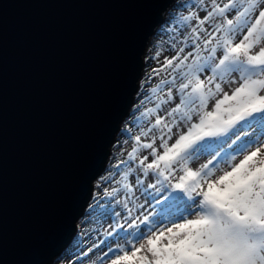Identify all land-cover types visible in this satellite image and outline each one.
Returning a JSON list of instances; mask_svg holds the SVG:
<instances>
[{
    "label": "water",
    "instance_id": "water-1",
    "mask_svg": "<svg viewBox=\"0 0 264 264\" xmlns=\"http://www.w3.org/2000/svg\"><path fill=\"white\" fill-rule=\"evenodd\" d=\"M175 0H0V264L72 244Z\"/></svg>",
    "mask_w": 264,
    "mask_h": 264
},
{
    "label": "snow or ice",
    "instance_id": "snow-or-ice-1",
    "mask_svg": "<svg viewBox=\"0 0 264 264\" xmlns=\"http://www.w3.org/2000/svg\"><path fill=\"white\" fill-rule=\"evenodd\" d=\"M198 11L183 16L191 28L150 74L163 86L152 93L167 88L160 103L178 102L140 134L125 129L134 148L101 178L111 183L124 165L154 177L144 188L153 192L150 213L133 204L127 182L124 199L118 189L105 192L136 231L109 245L101 264H264V0H206ZM201 157L206 162L194 170ZM173 208L176 219L169 218Z\"/></svg>",
    "mask_w": 264,
    "mask_h": 264
},
{
    "label": "rangeland",
    "instance_id": "rangeland-1",
    "mask_svg": "<svg viewBox=\"0 0 264 264\" xmlns=\"http://www.w3.org/2000/svg\"><path fill=\"white\" fill-rule=\"evenodd\" d=\"M205 2L206 0H175L173 8L166 16V23L153 37L144 57L145 69L139 84L138 94L135 97L131 114L123 123L121 132L117 136L107 169L95 182L91 203L84 217L78 223L77 233L72 244L52 264H101L100 257L109 245L116 247L117 241H119L120 245H123L126 235L128 239H131L130 234L136 230L128 227V221L124 219L126 213L123 207L117 202V198L106 196V191H112L114 188L118 189V198L124 199L127 196L124 184L127 182L135 192L134 197H132L133 204H143L144 207L140 210L142 213L152 212L154 203L153 192L151 189L147 192L144 191L145 186L154 181V177L151 174L144 177L138 171H129L128 166L124 165L121 167L119 175L111 183H105L101 178L107 177L109 173H115L116 169L114 166L117 161L128 160V155L134 148L135 141L129 138L125 129L131 128L133 136L140 134L138 129L151 127V124L154 123L155 115H164L166 109L175 106V103L178 102L177 98L172 103L161 104L160 101L166 99L167 88L164 87L163 92L158 90L156 93H152V88L159 89V87L163 86L160 85L159 76H151L150 74L153 68L161 67L163 61L174 54L172 51L175 46L173 41L175 40L179 43L178 37L186 29L191 28L193 22H185L183 16L193 11H198L200 4ZM198 15L202 18L205 13L198 11ZM232 15V13H229L230 17ZM236 39L239 40L241 37L237 36ZM173 96H176L175 91ZM141 101H143L142 104ZM157 105H159V111L154 114L150 109H156ZM142 142H148L147 138H143ZM140 154L146 155L147 150H143ZM239 159H242V157H238ZM205 162L206 158L201 157L200 160L191 162V166L195 170L201 163ZM130 163L132 168L135 169L136 161H130ZM126 173L128 175L127 181L124 180ZM137 176L144 181L143 185L136 184ZM117 181L119 182L117 183ZM156 209L159 210V205H156ZM136 214L138 215L139 213ZM153 218L156 217L154 216ZM121 224L124 226L123 228L119 227ZM139 230L144 231L143 224H140ZM110 232L112 233L111 236L109 235ZM134 260L135 258H133Z\"/></svg>",
    "mask_w": 264,
    "mask_h": 264
},
{
    "label": "bare ground",
    "instance_id": "bare-ground-1",
    "mask_svg": "<svg viewBox=\"0 0 264 264\" xmlns=\"http://www.w3.org/2000/svg\"><path fill=\"white\" fill-rule=\"evenodd\" d=\"M163 215V214H162ZM177 216H178V211H177V209L176 208H173L172 210H171V213L169 214V218H171V219H176L177 218ZM194 218V217H193ZM182 222V221H181ZM141 243H144V241H141ZM140 245L139 244H137V247H139Z\"/></svg>",
    "mask_w": 264,
    "mask_h": 264
}]
</instances>
